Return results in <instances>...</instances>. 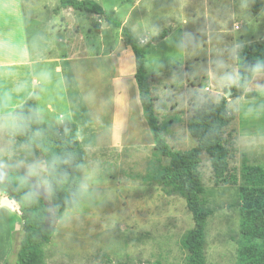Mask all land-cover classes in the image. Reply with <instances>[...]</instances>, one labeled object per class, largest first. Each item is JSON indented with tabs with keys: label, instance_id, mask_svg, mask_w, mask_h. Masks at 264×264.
I'll return each instance as SVG.
<instances>
[{
	"label": "rangeland",
	"instance_id": "1",
	"mask_svg": "<svg viewBox=\"0 0 264 264\" xmlns=\"http://www.w3.org/2000/svg\"><path fill=\"white\" fill-rule=\"evenodd\" d=\"M92 1L119 21L126 19L123 25L130 31L132 28L136 30L140 23L146 32L157 34L168 30L172 23H180L182 17V0H146L139 8L127 4L120 9L119 4L125 3L122 0ZM150 1L157 7L152 11H148ZM184 1L187 2L184 47H181L180 26L177 25L165 43L166 49L164 44L152 49L163 51L164 63L161 65L165 70L156 71L161 65L158 66L154 51L146 57L147 79L151 96L156 100L155 112L160 129L168 145L177 151H187L196 146L187 131L191 96L198 94L202 102L227 101V109L234 120L224 132V138L230 147V165L235 170L237 184L216 185L209 162L202 155L200 168L206 191L203 201L212 212L206 225L205 264H237L241 245L239 225L243 215L240 195L247 186L241 170L243 165L260 166L264 173V74L255 75L241 97H234L231 91L228 95V90L237 85L236 49L264 39V5L260 12L255 13L253 0ZM11 5L15 6L12 11H17L20 19L18 24L3 21V37L11 44L20 47L27 38V45L33 49L40 48L41 52L56 44L57 47L51 48L54 59L63 54L77 57L83 52L93 56L101 50L109 54L115 48L122 54L120 64L124 73H130L131 80L124 88L128 95L134 94L138 100L134 76L131 77L134 72L133 55L130 57L124 52L126 45L120 33L117 37V33L112 35L105 31L101 45L99 40L96 41L93 28L96 18L87 19L89 15L71 10V13L62 15V25L70 24L66 27V36L56 34L51 39L50 26L55 20L46 7L58 8V0H3V19L11 17ZM60 41L69 44L65 47ZM181 50L185 52L184 58ZM15 58L13 55L12 59ZM109 58L98 66L100 71L103 70L102 76L93 68L96 64H88L85 69L82 65L87 73L83 70L81 79L67 80L72 102L76 95L75 100H80L78 103L84 108L83 112L76 108L78 117H88L90 108L107 109L108 113L113 111L117 114L118 111L114 110L118 107L114 97L117 84L111 81L114 61ZM33 75L38 82L33 96L40 121L58 125L69 118L68 101L59 76L53 72V65L35 63ZM48 105L52 107L51 111L47 110ZM16 110L9 118H3L10 121L7 127L4 124L0 141V145L3 144L0 146V170H21L49 207L42 157L15 141ZM97 117L101 120L108 118L103 112H99ZM94 125L89 131L84 129L81 136L86 146L81 198L74 209L65 212L58 220L54 219L52 212L49 214L48 224L55 233L51 242L43 247L41 264H184L186 252L180 246V239L192 229V216L183 199L166 196L159 187L142 180L152 166L168 163L167 159L153 154L154 142L149 129L150 144L143 134L138 141L142 145L134 148L129 145L132 140L123 138L124 144L130 147L122 145L99 150L96 148ZM90 136L91 141L88 140ZM2 197L5 207L3 264H15L24 219L17 210L15 213L10 211L13 208L8 209V201L11 200Z\"/></svg>",
	"mask_w": 264,
	"mask_h": 264
},
{
	"label": "trees",
	"instance_id": "2",
	"mask_svg": "<svg viewBox=\"0 0 264 264\" xmlns=\"http://www.w3.org/2000/svg\"><path fill=\"white\" fill-rule=\"evenodd\" d=\"M60 9L74 11L96 18L93 25L99 31L101 23L119 29L127 46L134 55V80L139 102L153 137L154 155L168 160L166 165L152 166L143 177L148 185H157L166 196H177L185 201L192 216L193 227L184 233L180 246L186 252L184 264H205V235L207 220L212 212L203 198L206 195L201 157L205 155L216 185H236L235 170L230 165V147L224 132L234 118L227 109V101L202 102L193 94L188 106L191 117L187 131L196 146L187 151H177L168 145L160 129L155 113V98L151 96L145 71V50L151 43L166 38L170 28L158 33L148 43L142 44L122 23L92 0H58ZM253 11L258 13L264 0H253ZM236 82L229 90L234 97H241L250 80L264 74V39L236 49ZM230 93V94H231ZM14 138L21 146L38 153L43 160L49 192V207L36 192L24 173L15 168L0 170V192L16 203L24 219L22 239L16 254L15 264H41L43 247L48 245L54 230L48 224L49 214L59 219L65 212L74 209L81 198V172L84 153L78 139V126L66 119L58 125L40 121L34 97L28 98L15 111ZM242 178L246 183L240 201L243 215L240 219V248L237 264H264V173L260 166L243 165Z\"/></svg>",
	"mask_w": 264,
	"mask_h": 264
},
{
	"label": "crops",
	"instance_id": "3",
	"mask_svg": "<svg viewBox=\"0 0 264 264\" xmlns=\"http://www.w3.org/2000/svg\"><path fill=\"white\" fill-rule=\"evenodd\" d=\"M122 1H124L125 3L124 4L120 3L118 9H120L122 6L123 7L126 6L127 4H133L134 7L139 8L140 5L146 0H122ZM152 3L153 2L150 3L148 11H152L153 9L157 8L156 5H152ZM50 7H46V8L49 9V12L53 16L52 18H54L55 20L54 24L51 23V26L49 25L51 27V31H50L51 32L50 35H52L51 39H53L54 36H56V34L60 35V37L66 36L67 34L66 27H69L70 24L65 23L62 25V22H63L62 15L65 13H71L72 9L71 8L60 9L56 13L55 10L57 7L55 6H50ZM186 7H187V2L182 0V5H181L182 17L180 18V23H172L171 26L169 27L170 31L166 38L158 42L151 43L147 47V49L145 50V58H144L145 65H146V57L149 55L151 51L155 52L153 53V56H155V60H157L158 66L164 63L163 51L158 52L157 50H152V49L159 44H164L163 47L164 49H166L165 43L169 41V38L171 37L173 31L176 30L177 25L180 26L178 31L181 33V38H182L181 47L182 46L184 47V40L187 34V31L185 30V25H187V22L184 19V13H185ZM9 8H10L11 17L3 19V0H0V141L3 139L4 126L6 125L7 127V122L10 121L9 119L4 121L5 117L9 118L11 112H13L16 108H19L28 98L34 97L33 92L38 86V82L35 79V76L33 75L34 64L35 63L37 64L48 63V64L53 65V72L54 74L59 76V79L61 81L63 90L66 95V99L68 101L67 103H68V108H69V118L67 119L75 122L78 126V139L83 149V153H85V150H86L85 148L86 146L84 145L85 142H83V140L81 139L83 130L85 129V131H89L90 129H92V126L94 124H96L94 125V131H95V136H96L95 143H96V148L99 150L101 149L108 150L109 147L116 148L122 145H127V144H124L125 142L123 138H129V140H132L133 142L129 145H133L131 147L134 148L138 145H142V143L140 142L138 143V141H139V136L143 134L144 136H146L147 141L150 144L151 139L147 134V129H149V127L144 117L143 110L139 102V97L137 100L134 94L128 95L127 91L124 88L126 87V83H128L131 80L129 79L130 73H124L122 65L120 64L122 54L117 49L113 48L109 54L108 53L104 54L101 50L100 53H95L93 56L91 55L89 56L87 53L83 52L82 54L77 55V57H74L75 55H71V54L70 55L63 54L61 57L54 59L55 55H52L51 48L54 49V47H57L56 44L54 45L51 44L50 45L51 47L45 48L44 50L46 51H42V52L40 51V48L38 49L30 48L29 45H27L28 44L27 38H26V41L24 38L25 43L24 45L21 43L20 47L18 46V44L16 45L11 44L9 40L3 37V21L17 22L18 20V22L20 23V19L18 17V14L16 13L17 11L16 12L12 11L13 8L15 9V6L11 5L9 6ZM74 12H77V11H74ZM114 12H118V10H115ZM77 13L83 14L80 12H77ZM88 17L89 18L87 19H93L92 18L93 16L91 15H89ZM98 22L99 21H97V23ZM121 23L122 25L126 24V19L122 21ZM141 26L142 25H140L139 23V27H137L136 30L132 28V30L131 31L129 30V31L134 36V38L137 39L142 44L148 43L153 37H155L158 33L161 32L160 31L157 34L148 33L144 30V28L142 29ZM11 31H12V28H11ZM105 31H109L112 35L117 33L118 34L117 37H119V33L121 35V32L119 29H114L111 26L101 23L99 27V31H96V35H97L96 41L98 42L99 40V43H101V45H103L102 38H103V33ZM20 36H21V30H20ZM122 40L124 41L123 38ZM62 44L65 45L66 47L69 43L67 41H64L62 42ZM243 45H247V44H243ZM243 45H240V46H243ZM79 46L81 47V44H79ZM181 51L183 52V50ZM124 52H126L130 57L131 55H133V52L131 51L130 47L127 45H126V49L124 50ZM13 55L16 57L15 59H12ZM184 56H185V52H183V58ZM132 57H133V62H134V55ZM106 58L112 59L111 61H114L113 68H112V74H111L112 75L111 81H112V84H114V82H116L117 84V90L116 91L114 90L115 91L114 97L116 96V104L118 107H117V110L116 109L114 110L118 112L117 114L115 112L113 113V111H111L112 113L111 112L108 113L107 109L103 110L102 108H90V110H88L89 111L88 117L87 115L83 116V118L81 116L78 117V114L76 113V108L80 109V112H83L84 108L79 105L78 102L80 100L79 101L75 100L76 95L74 96L75 101L73 100L72 102L71 94L68 90L67 80H70V78H74L75 80L81 79L82 72L85 69V66H87L88 64H96V66H93V68L98 72L99 76H102L103 70L100 71L98 66L105 63ZM151 64L153 65V61L151 62ZM82 65L84 66V69H82ZM170 65L168 67H170ZM182 67H183V70H185L184 68L185 65H183ZM158 68L159 70L155 69L157 72H161V70L163 71L165 70L163 69V65L159 66ZM145 71H146V67H145ZM84 72L87 73L86 70H84ZM134 74H135V68H134V72L131 73V77L132 75L134 76ZM118 85H120L121 87H119ZM102 92L104 93L103 89H102ZM102 92L100 91V94H102ZM85 93L86 94L88 93L87 89L85 90ZM155 102H154V108H155ZM139 105H140V108H139ZM47 110L51 111L52 107L48 105ZM90 112H94L95 115H92V113L90 114ZM99 112L106 113L108 118H106L105 120H101L98 117L96 118ZM84 123H86V125H83ZM100 126H102V128ZM88 140L89 141L92 140L91 136ZM1 145L3 146V144ZM129 145L127 146L130 147ZM124 147L125 146H123V148ZM84 160H85V154H84ZM83 168H84V165H83ZM81 177H82V172H81ZM82 189H83V185H82ZM1 196H5V195H3L2 192H0V264H3V239H4L3 237V208L5 207H3V197L1 198ZM8 202H11V201H8ZM11 203L12 204L9 205V208L12 206H14V208L11 210L9 208L8 209L12 212L16 210L19 212L17 208L18 206L16 207V203H14L13 201ZM5 242L7 244L6 238H5Z\"/></svg>",
	"mask_w": 264,
	"mask_h": 264
},
{
	"label": "bare ground",
	"instance_id": "4",
	"mask_svg": "<svg viewBox=\"0 0 264 264\" xmlns=\"http://www.w3.org/2000/svg\"><path fill=\"white\" fill-rule=\"evenodd\" d=\"M10 204H12V203H11V202L8 203V208H9V205H10ZM11 208H14V206L10 207V209H11Z\"/></svg>",
	"mask_w": 264,
	"mask_h": 264
},
{
	"label": "water",
	"instance_id": "5",
	"mask_svg": "<svg viewBox=\"0 0 264 264\" xmlns=\"http://www.w3.org/2000/svg\"><path fill=\"white\" fill-rule=\"evenodd\" d=\"M228 95H230V90H228Z\"/></svg>",
	"mask_w": 264,
	"mask_h": 264
}]
</instances>
